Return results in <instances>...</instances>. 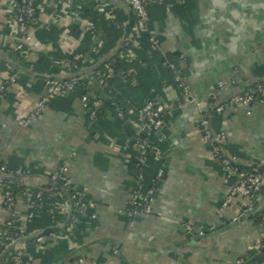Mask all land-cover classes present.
Here are the masks:
<instances>
[{
    "label": "crops",
    "instance_id": "obj_1",
    "mask_svg": "<svg viewBox=\"0 0 264 264\" xmlns=\"http://www.w3.org/2000/svg\"><path fill=\"white\" fill-rule=\"evenodd\" d=\"M62 1L39 0L37 19L20 37L16 0H0V58L9 62L0 66V161L19 174L35 201L17 195L23 264H264V189L224 206L240 176L216 159L201 125L208 115V129L225 136L219 147L236 166L264 168V102L213 108L264 81V0L156 5L130 60L122 55L109 91L101 89L97 68L121 50L129 0ZM20 43L28 56L14 51ZM77 55L86 85L51 99L40 119L20 125L46 97L48 81L76 76L69 62ZM129 61L137 68L132 78L124 73ZM86 93L120 101L124 117L105 106L91 120L82 102ZM148 100L166 112L162 134L151 138L160 161L150 156L140 167L136 115ZM159 168L164 177L156 181ZM61 170L62 183L93 201L73 218L57 208L70 209L66 193L57 191L53 201L46 192L38 196ZM139 175L146 188L155 186L152 212L132 217L128 207ZM8 219L0 188V229ZM1 264H11V254Z\"/></svg>",
    "mask_w": 264,
    "mask_h": 264
},
{
    "label": "built area",
    "instance_id": "obj_2",
    "mask_svg": "<svg viewBox=\"0 0 264 264\" xmlns=\"http://www.w3.org/2000/svg\"><path fill=\"white\" fill-rule=\"evenodd\" d=\"M186 0H129V3L132 7V11L134 12L135 21L133 28L129 34V42L133 46L136 37L145 32L147 30V25L150 19L152 9L162 3H177L184 4ZM39 0H16L15 5L12 9L13 14V23L15 25V30L18 36L27 35L28 26L31 25L37 19V15L39 12L38 8ZM60 3H63L60 0ZM153 43L155 42L152 38ZM130 50L126 52V59H129ZM15 52H19L22 57L28 56L29 52L25 48L23 43L18 44L14 48ZM74 60L82 59V56L77 55L73 58ZM72 63V60L69 62V66ZM171 69H174V66H170ZM108 74L110 76L113 75V72L109 68ZM130 73H134L136 75L137 70L132 69ZM175 80L179 84L184 94H188V87L185 86L183 80L177 72H175ZM106 74H99L98 83L102 90H110L107 88L108 83L105 81ZM80 80H84L81 78ZM78 80H73L68 83H62L58 81H48V89L47 95L44 97L38 104L35 111L31 114V116L27 119H23L20 121V125H28L32 121L38 120L42 117L45 107L47 103L56 97L66 95L71 93L76 89ZM226 83L221 82L218 85V90H222L225 87ZM4 87L0 88V92H4ZM113 99H104L101 97L94 96L90 93H86L82 97V102L85 110L87 111L91 120H94L96 117V110L99 108H104L105 105ZM264 102V81L259 82L255 85L247 86L244 91L234 95L231 97L226 103L220 105H214L213 108L215 111L223 112L227 106H244L247 109H250L255 103ZM121 106V105H120ZM117 107L119 117H124V112L121 110V107ZM166 112V108L163 104L157 103L153 100H148L144 106H142L136 115V122L139 125V131L136 135V146L138 150L137 162L140 167L144 166L150 156L154 158L155 161L159 162L160 157L155 154L152 150L151 146V138L158 134L161 135L164 128V114ZM210 123V119L208 115H204L201 121V125L204 127L205 136L204 139L214 148L216 159L222 164V166L227 170L237 171L240 176V181L235 188L230 192L229 196L224 202V206H227L229 202H231L235 198H244V199H253L255 198L263 189H264V175L261 174H252L247 171L240 172L238 168L234 167L235 163L234 158H231L223 153L221 148L219 147V143L221 140L225 139V136L222 135L220 137L215 136L210 129H208ZM8 169L5 165L0 164V188L3 190L4 200H5V208L9 214V219L6 220L4 225L0 229V251L1 249L12 248L11 254V264H23L25 258V249L20 242H18V238L21 233L24 234L21 227L17 224L15 219V207L17 202V196L13 194L10 190L12 185L5 184L2 182L1 177L7 174ZM62 170L55 173L52 176V182H56L60 180V175ZM18 174V173H17ZM164 177V170L159 168L156 181H160ZM64 187L70 188V186L66 183H63ZM154 187L151 186L146 188L142 182V176L139 175L137 179V187L133 198L128 207V213L132 217L137 216H147L152 212L153 205V193ZM72 190V189H71ZM74 191V190H73ZM46 195L48 200L53 201L57 195V191L53 188H48L46 191H40L38 196ZM25 197L29 203L35 205V201L33 200V196L29 194H25ZM72 199L75 201V206L78 211L85 207H92L93 201L86 198L84 195L80 193H76L74 191ZM50 209H55V207L48 203ZM60 212L69 214V210L66 207H57ZM190 229V228H189ZM42 239H37L40 242Z\"/></svg>",
    "mask_w": 264,
    "mask_h": 264
},
{
    "label": "trees",
    "instance_id": "obj_3",
    "mask_svg": "<svg viewBox=\"0 0 264 264\" xmlns=\"http://www.w3.org/2000/svg\"><path fill=\"white\" fill-rule=\"evenodd\" d=\"M30 27V25L28 26V28ZM28 31V30H27ZM20 37H25L24 35L23 36H20ZM129 35L125 38V40L123 41V45L121 47V50L119 53H117L116 55H114L112 58H110L109 60L103 62L102 64H100L97 68V72L99 74H106V77H105V81L108 83V86L107 88L110 89L111 87V79H112V76H110L108 74V69L107 67L109 66V68L111 69V71L113 72V74L120 68V61H121V58H122V55L125 54L128 50H130V48L132 47L131 43L129 42ZM19 55L20 53L17 52ZM26 57V56H25ZM3 63H6L8 64L9 62L5 59V58H0V66L3 64ZM70 67L75 71L77 72L76 73V76L73 78V79H70V80H55V81H58V82H62V83H68V82H71L73 80H78V83H77V86H80V85H86L85 81L84 80H80L81 78H83V75L86 74V69L84 68V65H83V59H80V60H74L72 59V63L70 64ZM132 69H136V66H135V63L133 61H129L126 63L125 65V70H124V73L129 76L130 78L134 77L135 74L134 73H130V70ZM52 81V80H51ZM121 105L120 101H117V100H111L110 102H108L105 106H111L112 108H116V107H119ZM104 111V108H99L96 110V117L94 119V121H96L103 113ZM0 164L1 165H4L1 161H0ZM234 167L238 168V170L240 172H243V171H247L249 173H252V174H261V175H264V168L262 169H244V168H240L238 166L235 165V163L233 164ZM8 169V168H7ZM20 176L19 174H17V172L13 171V170H10L8 169V172L7 174L3 175L1 177V180L3 183L5 184H11L12 187H11V191L13 192V194L15 196H17L18 194H22V193H26L25 191V187L23 186V183L18 179ZM11 178H16L15 181L11 180ZM50 188H53L55 189V191H58V192H64L68 195L70 201H71V206H70V209H69V214L71 215V217L73 218L74 216L78 215L79 211L77 210L76 206L74 205L75 204V201L72 199L73 197V194H74V191L69 189V188H66L64 187L63 183L58 180L56 182H52L51 185H49ZM25 238V234L21 233V235L19 236V240L18 242H21L23 239ZM263 252H264V248L262 249ZM12 251V248H7V249H1L0 251V264H1V259L6 256V255H9L10 252Z\"/></svg>",
    "mask_w": 264,
    "mask_h": 264
},
{
    "label": "water",
    "instance_id": "obj_4",
    "mask_svg": "<svg viewBox=\"0 0 264 264\" xmlns=\"http://www.w3.org/2000/svg\"><path fill=\"white\" fill-rule=\"evenodd\" d=\"M134 21H135V16H134V12L132 11V13L130 14V19H129V22H128V24H127V26H126V36H128L129 34H130V32H131V30H132V28H133V25H134ZM11 180H15L14 178H12ZM244 209H246V208H244ZM243 217H240L238 220L240 221L241 219H242ZM53 231H56V230H47V232L46 233H51V232H53ZM193 232H191V233H189L188 234V236L186 237L190 242H191V240H192V238L191 237H193ZM26 240H22L21 241V243H24ZM262 254H264V253H262Z\"/></svg>",
    "mask_w": 264,
    "mask_h": 264
}]
</instances>
